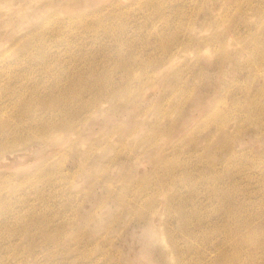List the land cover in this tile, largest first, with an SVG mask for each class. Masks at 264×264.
Wrapping results in <instances>:
<instances>
[{
    "label": "rangeland",
    "instance_id": "rangeland-1",
    "mask_svg": "<svg viewBox=\"0 0 264 264\" xmlns=\"http://www.w3.org/2000/svg\"><path fill=\"white\" fill-rule=\"evenodd\" d=\"M1 122L0 264H264V0L0 1Z\"/></svg>",
    "mask_w": 264,
    "mask_h": 264
},
{
    "label": "bare ground",
    "instance_id": "bare-ground-1",
    "mask_svg": "<svg viewBox=\"0 0 264 264\" xmlns=\"http://www.w3.org/2000/svg\"><path fill=\"white\" fill-rule=\"evenodd\" d=\"M0 1H5V0H0ZM100 79V78H99ZM91 81H92V79H91ZM85 83H86V81H85ZM88 83V82H87ZM73 86H74V84H73ZM73 86L72 87H69V89L71 88V90H73L72 88H73ZM75 87V86H74ZM102 82L101 81H99L98 80V77L96 78H93V82L91 83L90 82V85H82V87H79L78 88V90L81 88L82 90H84V89H91V88H93V89H95L96 90V94L89 100V104H95V103H97V102H99L100 100H101V92H102ZM69 89H68V91H69ZM74 90H77V88L75 87L74 88ZM92 90V89H91ZM81 90H79V91H76V92H78V94H79V92H80ZM70 92V91H69ZM71 92H73V91H71ZM75 91H74V93H76ZM82 93H83V91H81ZM84 93H85V91H84ZM84 93H83V95H84ZM77 94V93H76ZM76 94H74V96H73V98L70 96V93H69V96L72 98H66V97H68V96H63V95H60L59 97H55V99H52L51 101H47L46 103H44V105H43V107L42 108H48V109H53V108H58L59 110H61L62 108H64V107H66V104H68V102H72V104L74 103V101L75 102H77L78 103V105H81L82 104V102L84 101V98H83V95L82 96H80V94L78 95H76ZM72 95V94H71ZM86 103V102H85ZM70 104V103H69ZM68 104V105H69ZM75 104V103H74ZM87 104V103H86ZM88 105V104H87ZM75 111H78V110H76L75 109ZM22 117L25 119V120H27L28 121V117H29V113H28V111H24V112H22ZM29 122V121H28ZM4 122H1V126L0 127H4ZM39 132H41V131H39ZM39 138V137H38ZM1 145H0V151H1V149L4 147V146H2V143H0ZM16 150H19L18 148H15ZM10 153H13V152H10ZM187 233H188V231H186ZM249 233V232H248ZM251 233H253V232H251ZM250 234V233H249ZM248 234V235H249ZM251 236V235H250ZM256 238H257V235L256 234H253L252 235V239H251V241H253L252 243H254V244H256ZM249 239H250V237H249ZM246 241V240H245ZM180 249V248H179ZM171 252H174V254H176L177 252H179L178 251V248L174 245V248L171 250ZM140 258V257H139ZM143 260V259H142ZM149 260H147L146 262H148ZM144 264H146V263H144ZM148 264V263H147Z\"/></svg>",
    "mask_w": 264,
    "mask_h": 264
}]
</instances>
